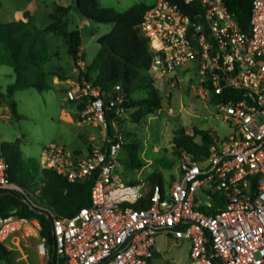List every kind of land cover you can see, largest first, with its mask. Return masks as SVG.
I'll list each match as a JSON object with an SVG mask.
<instances>
[{"label":"built area","instance_id":"obj_1","mask_svg":"<svg viewBox=\"0 0 264 264\" xmlns=\"http://www.w3.org/2000/svg\"><path fill=\"white\" fill-rule=\"evenodd\" d=\"M140 27L152 52L148 73L166 86L159 87L163 98L180 87L178 68L194 62L197 80L190 77L188 87L211 101L231 132L223 139L210 133L202 159L182 152L169 186L154 183L148 189L141 178L124 182L113 171L124 138L117 120L126 111L122 97L106 101L85 79L69 80L65 96L86 98L79 121L92 123L98 135L86 137L83 151L49 145L39 159L42 167L69 181L95 177L89 204L70 216L30 198L52 216L58 259L64 264H146L156 237L164 235L189 242V264H264V0H252L246 29L225 0H156ZM163 109L173 113L170 105L158 111ZM7 168L0 154V188L22 191ZM24 227L41 230L37 218L0 215V242ZM37 249L48 259L41 233Z\"/></svg>","mask_w":264,"mask_h":264},{"label":"trees","instance_id":"obj_2","mask_svg":"<svg viewBox=\"0 0 264 264\" xmlns=\"http://www.w3.org/2000/svg\"><path fill=\"white\" fill-rule=\"evenodd\" d=\"M225 4L235 15L241 28L246 29L252 0H225ZM149 6L136 3L124 11H116L99 7L98 0H75L73 5L56 3L49 13L51 22L44 26L36 24L34 13L29 10L23 11L24 18L10 21L0 16V62L10 65L15 72L14 81L7 85V96L16 89L34 87L44 90L51 86L49 75L57 71L47 65L50 49L46 31L63 37L67 51L75 62L79 58L84 59L83 54L79 52L80 30L77 26L69 25L68 16L74 8L92 20L112 24L110 30L97 37L99 48L84 69L79 68L78 79L83 78L98 88L106 101L121 96V105L125 110H133L131 114L136 121L145 119L149 114L158 113L162 106L163 95L160 88L155 85L154 78L148 73L152 52L148 46L149 39L142 33L140 27L144 12ZM56 74L66 79L61 73ZM229 91L233 93V90L229 89H225L224 92L226 94ZM65 103L80 117L79 113L86 107L87 100L65 97ZM10 105L12 112L17 114L16 101L12 100ZM110 120L108 118V121ZM117 120L120 130L129 139V145L137 150L141 145L131 137L132 131L124 129L121 117ZM193 130L194 132L189 134L184 127L179 126L174 131L172 144L178 156L187 151L202 159L208 151L210 133L198 128ZM197 134L200 135L199 142L194 140ZM0 154L8 162L7 173L10 181L22 188V191L0 188V192H4L0 195V215L12 213L37 218L41 224L40 233L45 236L48 245L47 264H64L53 250L52 216L46 210L34 206L30 198L37 205L57 215L70 216L81 206L89 204L90 188L95 177L69 181L53 168L39 169V161L37 162L35 158L24 159L19 155L16 141L1 142ZM133 162V167H140L145 163L142 159ZM170 162L165 161L166 164ZM36 175H39L40 183L34 180ZM137 181L139 180L133 179L131 182ZM154 183H162V181L155 176L152 181V184ZM139 205L134 204V206ZM3 251H6V247L0 242L1 255Z\"/></svg>","mask_w":264,"mask_h":264},{"label":"rangeland","instance_id":"obj_3","mask_svg":"<svg viewBox=\"0 0 264 264\" xmlns=\"http://www.w3.org/2000/svg\"><path fill=\"white\" fill-rule=\"evenodd\" d=\"M156 0H98L99 7L124 11L136 3L151 5ZM75 0H0L1 18H11L5 13L33 10L36 24L44 26L51 22L49 13L56 3L74 4ZM70 27L80 30L81 44L79 52L84 56L82 64L75 62L67 51V45L61 35L46 31L50 49V59L47 62L57 72L49 75L51 86L44 90L34 87L16 89L7 96V85L15 79L13 68L0 62V143L16 141L19 155L26 159L33 157L37 160L43 149L52 144H60L67 150L77 146L85 147L87 134L98 135V129L90 122L78 125L69 119V114L75 110L65 103V91L69 80H77L79 68L84 69L99 48L97 37L110 30L111 23L92 20L76 11L74 8L68 16ZM83 66V67H82ZM187 68L181 75L180 87H173L169 100L162 99L166 107L170 105L173 113L164 109L158 113L149 114L145 119L136 121L132 116L133 110H126L123 116L124 129L132 131L131 137L141 146L135 150L129 145V139L123 134V145L119 148L113 171L118 173L124 182H131L132 177H140L150 188L155 176L160 178L163 185L169 186L178 174V155L172 144L174 131L179 126L184 127L189 134L194 128L207 130L223 139L231 132L230 124L217 115V108L209 100H203L188 88V79L197 80L194 62H187L178 71ZM160 85V83H155ZM16 101L17 114L11 110V101ZM78 133V134H77ZM81 133V135H79ZM200 141V136H196ZM87 141V140H86ZM142 159L148 165L140 170L133 167V161ZM165 161H171L166 164ZM42 166L38 162V168ZM34 180L40 183L39 175ZM30 190H32L30 188ZM41 231V230H40ZM40 231L33 227H24L11 234L3 243L6 251L0 254V264H47V259L39 253L37 243ZM189 242L181 240L176 243L170 236L158 235L155 239V251L146 264H189Z\"/></svg>","mask_w":264,"mask_h":264},{"label":"crops","instance_id":"obj_4","mask_svg":"<svg viewBox=\"0 0 264 264\" xmlns=\"http://www.w3.org/2000/svg\"><path fill=\"white\" fill-rule=\"evenodd\" d=\"M31 13H33L32 11L33 10H29ZM8 14V16L9 17H11V18H3L4 20H6V21H10V20H13V19H19V18H24L23 17V11L21 12V11H15V13L14 14H9V13H5V17H6V15ZM187 70V68H183V69H181L180 71V74H183L184 73V71H186ZM160 83V85H156L157 87H163V89H164V87H165V89H166V86H164V85H162V82L161 81H159V80H154V83ZM188 87V86H187ZM189 88V87H188ZM161 90V92H162V89H160ZM170 95H171V91H170ZM170 95H169V97H170ZM169 97H167V100H169ZM79 115H80V113H79ZM69 119L70 120H74V118H75V121H76V123L78 124V125H82V124H84V123H86V122H80L79 121V117H78V115L76 114V116H75V114L74 113H71V114H69ZM186 132H188L187 130H186ZM78 134V133H77ZM79 135H81V133L79 134ZM88 135H90V134H87V136ZM196 136H200L199 134H197ZM196 136H195V138H196ZM195 138H194V140H195ZM196 141V140H195ZM197 142H199V141H197ZM86 143H85V147L83 148V147H80V146H77V148H79L80 150H84L85 148H86ZM149 163H144L142 166H140L141 167V169H140V167H138L140 170H143V168H145V166L146 165H148ZM132 178H135V179H139L137 176H135V177H132ZM133 180V179H132ZM131 180V181H132Z\"/></svg>","mask_w":264,"mask_h":264},{"label":"water","instance_id":"obj_5","mask_svg":"<svg viewBox=\"0 0 264 264\" xmlns=\"http://www.w3.org/2000/svg\"><path fill=\"white\" fill-rule=\"evenodd\" d=\"M112 114H113L112 112H108V116H109V117H111ZM7 192H8V191H7ZM3 193H4V192H0V195L3 194ZM37 211L42 212V213H45V214L47 213V212H45V211H43V210H37ZM53 250L55 251V246H54V245H53ZM52 255H53V253H52Z\"/></svg>","mask_w":264,"mask_h":264}]
</instances>
